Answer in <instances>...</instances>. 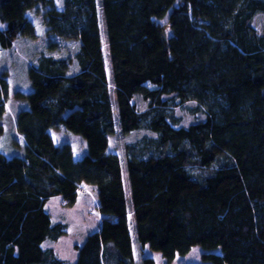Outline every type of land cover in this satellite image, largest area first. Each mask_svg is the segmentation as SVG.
<instances>
[{
    "label": "trees",
    "instance_id": "trees-1",
    "mask_svg": "<svg viewBox=\"0 0 264 264\" xmlns=\"http://www.w3.org/2000/svg\"><path fill=\"white\" fill-rule=\"evenodd\" d=\"M39 8L50 49L59 39L80 48L41 53L28 68L32 90H17L30 105L14 120L24 152L0 150V264H68L44 246L67 232L46 203L75 204L84 182L97 188L102 217L75 245L74 264H137L138 244L169 261L201 245L214 264H264V26L254 24L264 0H65L63 8L0 0V53L21 35L37 36L31 13ZM9 88L5 69L0 137ZM118 126L143 132L123 156L110 148ZM61 128L86 140L83 156L56 140L52 129Z\"/></svg>",
    "mask_w": 264,
    "mask_h": 264
},
{
    "label": "rangeland",
    "instance_id": "rangeland-1",
    "mask_svg": "<svg viewBox=\"0 0 264 264\" xmlns=\"http://www.w3.org/2000/svg\"><path fill=\"white\" fill-rule=\"evenodd\" d=\"M59 7L65 6V0H55ZM31 18L36 25L37 36L21 35L16 38L14 46L2 50L0 53V72L5 69L9 71L10 88L9 99L7 100L9 114L2 119L5 126V132L0 137V150L7 154L23 153V140L19 134L16 133L14 127V120L17 112L30 104L27 100H22L17 96V90L30 92L32 84L28 75V68L31 64H35L41 53L47 55H54L56 57L74 56L80 48V42L77 40H63L57 41L55 49H50L47 43L46 25L43 20L42 9L32 11ZM255 26L262 31L264 26V16L258 15L254 21ZM105 56L108 66L110 78L112 79V67L110 62L109 49L105 40ZM79 69L77 62L74 60L70 66V73H74ZM111 81V92L114 101V107L117 113V103L115 96V85ZM136 102L141 108L145 107V102L140 95L136 96ZM183 115V119L187 122L193 119L191 113L187 111H179ZM62 129V130H61ZM61 129H52L56 140L62 143L64 140L71 141L74 145L76 157L83 156L87 151L86 140L77 133L69 131L66 133ZM143 132H134L126 134L122 132L118 126L115 134L111 136V150L117 151L120 155H124V145L127 141H132L140 137ZM18 141V142H17ZM12 148L13 150H11ZM124 183L129 202V221L130 230L137 241V233L135 229V217L133 212V204L131 199V189L129 173L127 164H123ZM46 209L51 213L54 221H61L67 227V232L64 233L58 240H47L44 246L53 247L57 254L66 260L68 264H74L78 259L79 251L76 244H83L87 235L90 232L99 229L102 214L98 209V190L97 188L87 182L82 183L79 190L78 200L73 205H66L61 196H53L46 203ZM201 245H194L190 251L185 254L178 253L172 261L165 258L161 251L154 250L149 246L141 248L137 245L136 258L137 264H145L143 258L145 256H152L155 258V264H214L212 261L203 258L202 254L205 252ZM215 252H220V248H216Z\"/></svg>",
    "mask_w": 264,
    "mask_h": 264
}]
</instances>
